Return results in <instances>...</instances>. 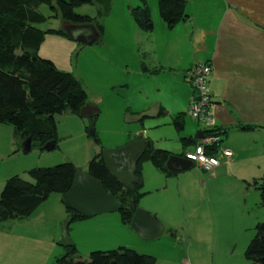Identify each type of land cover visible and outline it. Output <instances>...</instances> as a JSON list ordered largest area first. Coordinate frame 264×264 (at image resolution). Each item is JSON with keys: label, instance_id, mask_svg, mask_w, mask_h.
<instances>
[{"label": "rangeland", "instance_id": "374dc122", "mask_svg": "<svg viewBox=\"0 0 264 264\" xmlns=\"http://www.w3.org/2000/svg\"><path fill=\"white\" fill-rule=\"evenodd\" d=\"M146 1L153 20L157 0ZM110 4L109 14L98 17L103 5L95 0L74 7L77 13L97 17L102 27L100 42L87 45L62 35L46 34L38 50L41 57L51 59L59 69L72 73L80 81L87 94L86 103L95 106L98 114L93 119L82 118L69 108L57 114L56 146L50 151L36 142L23 151L24 139L16 137L10 125L0 123V192L6 180L15 174L29 179L26 171L32 167L70 162L77 171L86 173L91 158L103 148L117 147L109 145L119 141L127 131L138 134L143 126L151 137L161 130L154 123L165 121L164 114L157 120L148 117L133 122H126L125 116L140 109L144 99L168 102L173 97L168 95L177 83L171 89L170 75L165 71L156 75L137 72L134 43L130 48L128 42L133 32L128 31L127 25L133 24L130 6L140 5V1L109 0ZM39 10L46 16L54 13L48 4H40ZM61 25L59 17L52 16L37 27L61 28ZM185 110L186 124L191 121L204 127ZM92 127L94 135L89 134ZM248 164L247 158L243 166L256 165L255 169L240 171L238 166H231L217 176L193 165L168 177L159 175L157 184L156 179L149 183L145 180V167L154 174L156 171L148 160H143L144 189L151 190L141 197L137 207H145L146 203L140 204L144 200L155 205L159 216L156 219L163 225L162 234L143 239L122 223L118 211L102 213L101 219H97L101 221L98 225L102 226V235L89 233L82 228L84 224L73 230L74 224L83 219L70 222L68 233L78 242L77 255L86 260L91 250L127 246L155 256L156 264H252L244 252L255 234L256 224L264 221V205L251 178L262 173L264 164L257 166L255 160ZM245 171L254 172L246 179L241 174ZM61 196L52 192L27 215L0 220V264H57L56 258L65 252L57 241L68 215Z\"/></svg>", "mask_w": 264, "mask_h": 264}, {"label": "trees", "instance_id": "16d2710c", "mask_svg": "<svg viewBox=\"0 0 264 264\" xmlns=\"http://www.w3.org/2000/svg\"><path fill=\"white\" fill-rule=\"evenodd\" d=\"M95 1L103 5L97 17L107 14L109 0ZM139 1L140 5L130 7L131 16L140 30L151 32L153 20L147 1ZM85 3H93V0H0V123L10 125L16 137L21 140L30 138V144L36 142L42 149L45 143L57 139L55 116L66 108L79 115L80 108L87 102V94L72 73L59 69L51 59L38 54L46 34L66 36L65 32L61 28L42 29L37 24L52 16L74 24H93L100 34V41L102 27L97 17L74 11L75 6ZM40 4H48L54 13L44 15L39 10ZM157 5L161 19L168 27L187 17L186 0H157ZM180 118L181 114L174 118L178 130L183 126ZM211 131L223 133L219 128ZM197 141L183 138L182 155ZM212 153H216L215 146ZM168 156L167 151L150 146L137 163L136 176L139 180L134 190H127L126 193L122 192L121 183L107 170L102 150L89 161L87 173L102 181L106 190L119 199L120 208L117 211L121 221L130 226L143 194L139 176L141 162L150 160L158 169L171 175L173 172L165 168ZM76 171L72 163L64 162L48 167H32L26 171L29 179L19 174L9 177L0 192V220L27 215L52 192L62 195L71 186ZM253 183L264 205V171L260 177L253 179ZM65 210L69 224L86 218L67 206ZM63 248L65 252L56 258L57 264H156L155 256L127 246L91 250L86 260L77 255L75 244ZM244 256L252 264H264V221L256 224L255 234L245 248Z\"/></svg>", "mask_w": 264, "mask_h": 264}, {"label": "crops", "instance_id": "0c3cea01", "mask_svg": "<svg viewBox=\"0 0 264 264\" xmlns=\"http://www.w3.org/2000/svg\"><path fill=\"white\" fill-rule=\"evenodd\" d=\"M110 10L105 14L106 16ZM185 11L187 17L184 20L168 27L160 19L157 8L153 15V29L147 32L149 34H145L146 32L140 30L135 23L129 9L133 24L129 22L127 26H130L128 31H132L133 35L132 40L128 42L131 43L130 48L134 43L137 72L156 75L165 71L170 75L168 86L172 85V89L173 84L177 83L181 89L179 90L178 85L175 84L176 88L168 95L172 94L173 97L169 98L168 102L144 99L140 102L142 106L140 109L137 108L130 113L126 109L127 114H139L150 108L154 109L152 111L154 115L143 119L155 117L157 120L164 114L165 121L154 123L161 129L159 133L149 137L142 125L140 130L152 148L165 150L169 155L183 157L182 139L190 137L199 141L201 137L195 138V136L202 132L203 128L200 124L194 125L191 121L185 123V109H188L191 99L195 96L187 72L195 62L209 63L211 66L208 77L210 110L215 127L223 132L218 148L229 149L232 152L229 158L220 156V164L209 172L217 176L219 172L231 166H238L240 171L242 168L254 170L256 165L243 166L247 158L249 164L255 160L256 164H259L257 166H263L264 161L261 163L259 161L264 159V0H186ZM59 23L63 26L66 22L59 17ZM150 66L153 68L151 69ZM178 114H181L179 121L183 124L182 129L179 130L174 124V118ZM169 126L172 127V131ZM164 128H166L165 132H163ZM135 136L136 133L127 131L119 141L109 146H121L136 138ZM148 161L156 173L145 167L147 183L156 179L158 180L156 183L159 184L161 174L170 176L158 169L152 161ZM165 168L173 172L172 174L180 172L170 170L166 165ZM142 171L143 167L140 164L139 176L143 194L138 202L151 190V188L144 189ZM263 171L261 170L262 173ZM253 172L245 171L241 174L247 179ZM262 173H258L257 177L249 178H258ZM143 203H146L145 207L140 205L143 209L149 210L150 214L153 213L152 216L159 218L154 204L146 200L140 204ZM103 214L83 218L74 224L73 230L81 228L80 225L84 224L82 228L90 231L89 233L102 235V226L98 225L101 221L97 219H101ZM105 217L109 219L108 216ZM87 223L91 224L88 226ZM77 243L75 241V245Z\"/></svg>", "mask_w": 264, "mask_h": 264}, {"label": "water", "instance_id": "95a60500", "mask_svg": "<svg viewBox=\"0 0 264 264\" xmlns=\"http://www.w3.org/2000/svg\"><path fill=\"white\" fill-rule=\"evenodd\" d=\"M66 36L74 41L87 45L93 44L100 39V34L93 24H74L66 22L61 26ZM158 108V106H157ZM153 108L139 114H126L125 121H140L146 116H153ZM98 114L95 106L86 103L80 108L79 115L82 118H93ZM94 133V128H90L89 134ZM199 132L195 138L202 137ZM136 138L129 140L125 144L115 148H103L102 158L107 170L121 183L122 192L134 190V185L139 178L136 176L137 163L142 158L146 150L150 148V142L144 138L140 131ZM56 145V141H48L43 145V149L50 151ZM30 149V138H26L22 144V150ZM166 167L173 171H182L190 168L193 163L178 155H169L166 160ZM62 201L65 206L76 213L93 217L102 213H110L120 208L119 199L109 193L102 181L91 176L87 172L76 171L69 189L62 194ZM69 220L61 224L60 238L57 244L62 247H69L74 244L68 233ZM130 228L143 239H152L162 234L163 225L148 211L137 207L133 213Z\"/></svg>", "mask_w": 264, "mask_h": 264}, {"label": "built area", "instance_id": "2783aa9c", "mask_svg": "<svg viewBox=\"0 0 264 264\" xmlns=\"http://www.w3.org/2000/svg\"><path fill=\"white\" fill-rule=\"evenodd\" d=\"M211 66L205 62H195L187 72V78L194 89L195 96L188 106V114L196 121L203 123V135L197 143L184 151L183 157L204 171H212L220 164V156L229 158L231 150L218 148L221 134L211 129L216 128L210 110L211 99L208 88V77ZM215 146L216 153H212ZM217 147V149H216Z\"/></svg>", "mask_w": 264, "mask_h": 264}]
</instances>
